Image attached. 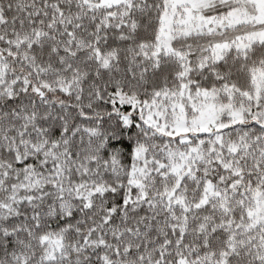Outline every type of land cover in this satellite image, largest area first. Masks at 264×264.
<instances>
[{
	"label": "snow or ice",
	"instance_id": "snow-or-ice-1",
	"mask_svg": "<svg viewBox=\"0 0 264 264\" xmlns=\"http://www.w3.org/2000/svg\"><path fill=\"white\" fill-rule=\"evenodd\" d=\"M0 264H264V0H0Z\"/></svg>",
	"mask_w": 264,
	"mask_h": 264
}]
</instances>
